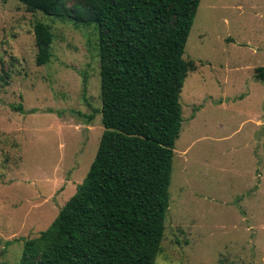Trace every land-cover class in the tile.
Wrapping results in <instances>:
<instances>
[{
	"label": "rangeland",
	"instance_id": "obj_1",
	"mask_svg": "<svg viewBox=\"0 0 264 264\" xmlns=\"http://www.w3.org/2000/svg\"><path fill=\"white\" fill-rule=\"evenodd\" d=\"M38 21L54 34L45 65ZM185 58L194 68L156 264H264V0H201ZM101 107L96 28L0 0V264H20L25 239L77 192Z\"/></svg>",
	"mask_w": 264,
	"mask_h": 264
},
{
	"label": "trees",
	"instance_id": "obj_2",
	"mask_svg": "<svg viewBox=\"0 0 264 264\" xmlns=\"http://www.w3.org/2000/svg\"><path fill=\"white\" fill-rule=\"evenodd\" d=\"M20 1L31 12L96 28L105 128L86 178L50 228L25 239L20 264H156L183 124L180 98L194 68L186 44L201 0ZM34 33L36 62L45 65L52 28L38 21ZM255 73L264 82V66Z\"/></svg>",
	"mask_w": 264,
	"mask_h": 264
},
{
	"label": "water",
	"instance_id": "obj_3",
	"mask_svg": "<svg viewBox=\"0 0 264 264\" xmlns=\"http://www.w3.org/2000/svg\"><path fill=\"white\" fill-rule=\"evenodd\" d=\"M0 255H1V253H0Z\"/></svg>",
	"mask_w": 264,
	"mask_h": 264
}]
</instances>
